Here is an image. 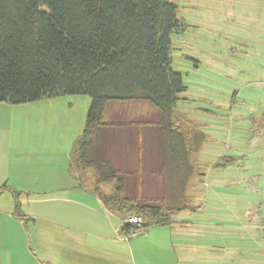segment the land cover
<instances>
[{
    "label": "rangeland",
    "instance_id": "rangeland-1",
    "mask_svg": "<svg viewBox=\"0 0 264 264\" xmlns=\"http://www.w3.org/2000/svg\"><path fill=\"white\" fill-rule=\"evenodd\" d=\"M170 1L185 24L171 36L172 58L187 87L178 111L183 135L192 130L197 174L179 198L190 208L175 217L189 226L143 262L264 264V0ZM90 105L85 95L0 103L2 189L69 186L71 147ZM179 240L195 250L182 253Z\"/></svg>",
    "mask_w": 264,
    "mask_h": 264
},
{
    "label": "trees",
    "instance_id": "trees-1",
    "mask_svg": "<svg viewBox=\"0 0 264 264\" xmlns=\"http://www.w3.org/2000/svg\"><path fill=\"white\" fill-rule=\"evenodd\" d=\"M177 11L170 0H0V103L91 98L71 150L70 172L81 186L91 174L92 192L123 219L121 233L127 237L170 226L190 208L187 201L168 205L164 199L129 198L128 175L93 155L113 104L149 103L161 114L162 128L182 119L178 106L187 87L173 68L171 36L185 24ZM108 185L110 193L103 190ZM130 216L144 222L128 223Z\"/></svg>",
    "mask_w": 264,
    "mask_h": 264
},
{
    "label": "crops",
    "instance_id": "crops-1",
    "mask_svg": "<svg viewBox=\"0 0 264 264\" xmlns=\"http://www.w3.org/2000/svg\"><path fill=\"white\" fill-rule=\"evenodd\" d=\"M105 121L108 125L93 155L128 175L129 198L164 199L175 205L184 192L194 190L196 144L189 135L192 130L186 143L182 119L168 121L162 128L163 118L151 104L132 102L113 104ZM68 168L69 186L34 195L19 187L13 192L2 189L0 169V264H146L143 256L167 250L189 226L175 219L170 226L151 228L143 238L127 237L121 233L123 219L108 211L92 192L91 174L81 186L70 172V160ZM8 178L4 177L6 184ZM111 189V185L103 187L106 193ZM179 241L176 248L182 253L195 250L193 244Z\"/></svg>",
    "mask_w": 264,
    "mask_h": 264
},
{
    "label": "built area",
    "instance_id": "built-area-1",
    "mask_svg": "<svg viewBox=\"0 0 264 264\" xmlns=\"http://www.w3.org/2000/svg\"><path fill=\"white\" fill-rule=\"evenodd\" d=\"M128 223L131 224H142L144 222V220L141 217H137V216H130L127 220ZM135 236V235H134Z\"/></svg>",
    "mask_w": 264,
    "mask_h": 264
}]
</instances>
